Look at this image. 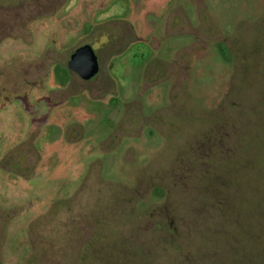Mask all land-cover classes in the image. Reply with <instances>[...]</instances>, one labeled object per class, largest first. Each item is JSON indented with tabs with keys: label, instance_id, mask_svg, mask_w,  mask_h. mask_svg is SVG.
<instances>
[{
	"label": "rangeland",
	"instance_id": "1",
	"mask_svg": "<svg viewBox=\"0 0 264 264\" xmlns=\"http://www.w3.org/2000/svg\"><path fill=\"white\" fill-rule=\"evenodd\" d=\"M0 42V264H264V0H0Z\"/></svg>",
	"mask_w": 264,
	"mask_h": 264
},
{
	"label": "flooded vegetation",
	"instance_id": "2",
	"mask_svg": "<svg viewBox=\"0 0 264 264\" xmlns=\"http://www.w3.org/2000/svg\"><path fill=\"white\" fill-rule=\"evenodd\" d=\"M205 14V13H204ZM202 23H203V25H204V27H205V29H207V25H206V21H205V16H203L202 17ZM53 35H55V33H53V32H51V34H50V36H53ZM172 37H174V35L172 36ZM114 39L115 38H113V41H114ZM52 40H53V38H52ZM1 43V42H0ZM230 44H231V42H230ZM242 44H244V43H242ZM105 45V44H104ZM221 45H223L224 46V48H226L227 49V46L225 45V43H223V44H219L218 46H219V49H221ZM83 47H89L91 50H92V53H93V55H94V58H95V60H96V64H97V71L93 74V75H91V76H89V77H86V78H84V77H82V76H80L79 74H77L75 71H73L72 69H70V67H69V65H68V63H69V61L71 60V56L78 50V49H80V48H83ZM103 49V47H99V46H95L93 43H91L90 42V40H85L84 42H82V43H80V44H77L70 52H68V56H67V58H66V60H65V64H63V66L65 67V69L66 70H68L69 71V81H70V79H71V82L73 83V81H72V79H77L79 82H81V84L84 86V87H86L85 89H89V86L94 82V81H96L97 79H98V77L102 74V72H104V69H103V66H102V64H101V58H100V52H101V50ZM228 50V49H227ZM49 51H51V50H49ZM53 52V51H52ZM42 53H44V52H42ZM31 56H33V55H31ZM37 56V55H36ZM27 59H32V58H30V57H22L21 59H19V61L21 62V67H20V69H22L23 70V75L20 77V78H18V79H21L20 81H19V83H24L25 81H23V80H25V67H23V66H25L23 63L27 60ZM232 59V58H231ZM33 60H34V57H33ZM153 63H155V62H153ZM152 63V67H150V66H148L147 67V69H146V75H145V80H144V82L145 81H147L150 85L149 86H151V84H156V83H160V82H162L161 80L162 79H164L165 78V75H166V72H165V69H164V66H163V68L162 67H160L159 69L154 65ZM151 64V63H150ZM163 70V71H162ZM162 72V73H161ZM13 78H17V76L16 77H13ZM36 81V80H35ZM34 81V82H35ZM154 81V82H153ZM10 83H12V79L11 80H9V81H7V84L9 85ZM2 92H6V93H8V91H6V89H3L2 90ZM17 94H19V95H21V93H17ZM8 95H9V93H8ZM13 95H15V94H13ZM11 96H12V94H11ZM121 129V128H120ZM130 130H128V131H126L125 130V127L123 128V131H118V132H116V133H114L112 136H111V138H114V137H116L119 141H121V138L123 137V134H125V133H128ZM107 139V138H106ZM110 140V137L107 139V140H105L104 142V146H106V144H107V141H109ZM103 146V147H104ZM111 150V149H110Z\"/></svg>",
	"mask_w": 264,
	"mask_h": 264
},
{
	"label": "water",
	"instance_id": "3",
	"mask_svg": "<svg viewBox=\"0 0 264 264\" xmlns=\"http://www.w3.org/2000/svg\"><path fill=\"white\" fill-rule=\"evenodd\" d=\"M68 65L70 69L84 78L93 75L97 71L96 60L89 47L78 49L71 56V60Z\"/></svg>",
	"mask_w": 264,
	"mask_h": 264
},
{
	"label": "trees",
	"instance_id": "4",
	"mask_svg": "<svg viewBox=\"0 0 264 264\" xmlns=\"http://www.w3.org/2000/svg\"><path fill=\"white\" fill-rule=\"evenodd\" d=\"M174 116H176V115H174ZM177 116H180V115H177ZM180 117H182V116H180ZM187 117V118H186ZM183 119H185V121H186V125L184 126L186 129L185 130H187V128H192V127H194L192 124H191V122H190V120H188L189 119V116H185ZM187 119V120H186ZM218 119V118H217ZM159 121H161L162 122V124H164L163 123V119L162 120H159ZM217 121V120H216ZM212 122H214V121H212ZM212 122H210V124L209 125H212L210 128H209V130H208V132H207V134L206 135H208V133H209V135H211V134H214V133H217V140H219L220 141V143H221V145H222V148H223V146H224V144L226 143V138H225V133H224V128L222 127V125H220L219 126V124H214V123H212ZM217 123V122H216ZM219 123L221 124V122L219 121ZM163 127V126H162ZM177 130V129H176ZM175 130V131H176ZM220 133H221V136H220ZM225 147V146H224ZM107 190V189H106ZM107 191H109V190H107ZM263 214H264V211H263ZM263 219H264V215H263V217H262Z\"/></svg>",
	"mask_w": 264,
	"mask_h": 264
}]
</instances>
